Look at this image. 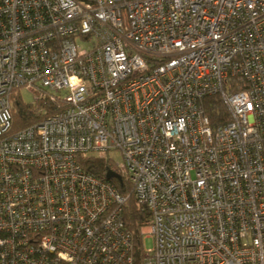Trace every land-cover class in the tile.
<instances>
[{
	"label": "built area",
	"instance_id": "built-area-1",
	"mask_svg": "<svg viewBox=\"0 0 264 264\" xmlns=\"http://www.w3.org/2000/svg\"><path fill=\"white\" fill-rule=\"evenodd\" d=\"M0 264H264V0H0Z\"/></svg>",
	"mask_w": 264,
	"mask_h": 264
},
{
	"label": "trees",
	"instance_id": "trees-1",
	"mask_svg": "<svg viewBox=\"0 0 264 264\" xmlns=\"http://www.w3.org/2000/svg\"><path fill=\"white\" fill-rule=\"evenodd\" d=\"M212 102L214 105L206 108L207 112L214 124L219 122L218 113L214 109L218 108L220 114L223 113L222 107L219 106V102L212 99L207 101L206 103ZM34 112L32 106L24 103L21 99H17L14 105V129L13 131H19L25 127L34 123ZM80 163L85 171L88 173L99 177L106 178V174L109 170L117 172L114 164L105 159H96V158H80ZM123 194H127L130 192L131 187L127 180L124 178L123 183H119L117 180H111ZM148 214L142 209H140L133 200H130L127 208L124 211V221L129 229V231L134 236L135 243H139V230L140 227L148 222Z\"/></svg>",
	"mask_w": 264,
	"mask_h": 264
},
{
	"label": "rangeland",
	"instance_id": "rangeland-1",
	"mask_svg": "<svg viewBox=\"0 0 264 264\" xmlns=\"http://www.w3.org/2000/svg\"><path fill=\"white\" fill-rule=\"evenodd\" d=\"M83 45L86 46L87 43H84ZM22 95H23L24 101L27 104H30L32 102L33 98L29 94L22 93ZM116 156H117L118 160H121V158L118 155H116ZM145 246H146V248H152L153 247V241L151 239L145 240Z\"/></svg>",
	"mask_w": 264,
	"mask_h": 264
},
{
	"label": "water",
	"instance_id": "water-1",
	"mask_svg": "<svg viewBox=\"0 0 264 264\" xmlns=\"http://www.w3.org/2000/svg\"><path fill=\"white\" fill-rule=\"evenodd\" d=\"M106 179L111 180H117L119 183H123V178L116 172L109 170L106 174Z\"/></svg>",
	"mask_w": 264,
	"mask_h": 264
}]
</instances>
